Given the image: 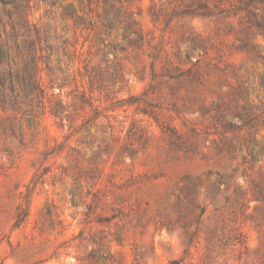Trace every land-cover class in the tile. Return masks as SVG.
I'll return each mask as SVG.
<instances>
[{"label":"rangeland","instance_id":"obj_1","mask_svg":"<svg viewBox=\"0 0 264 264\" xmlns=\"http://www.w3.org/2000/svg\"><path fill=\"white\" fill-rule=\"evenodd\" d=\"M0 264H264V0H0Z\"/></svg>","mask_w":264,"mask_h":264}]
</instances>
